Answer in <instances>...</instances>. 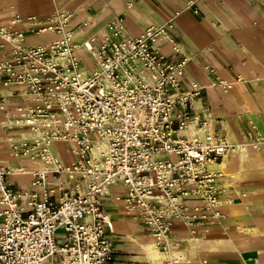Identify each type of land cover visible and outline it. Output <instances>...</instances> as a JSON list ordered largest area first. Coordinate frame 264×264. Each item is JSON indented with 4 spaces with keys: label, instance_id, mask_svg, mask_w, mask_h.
Returning <instances> with one entry per match:
<instances>
[{
    "label": "built area",
    "instance_id": "built-area-1",
    "mask_svg": "<svg viewBox=\"0 0 264 264\" xmlns=\"http://www.w3.org/2000/svg\"><path fill=\"white\" fill-rule=\"evenodd\" d=\"M72 17L59 9L35 25V34L59 36L39 45L0 26L1 47L11 45L0 85L17 88L9 94L21 99L10 108L9 95H0V110L7 127L33 135L15 151L44 163L28 189L14 188L0 165V264H115L114 222L101 203L115 184L125 187L117 197L124 213L147 227L162 252L178 247L177 222L195 233L224 216L219 173L210 167L239 146L219 133L207 106L196 111L203 88L183 87L188 59L160 53L159 39H171L167 26L130 36L121 19L113 21L103 43H83L95 59L87 73L68 29ZM215 85L231 87L220 78ZM57 143L70 160L52 154ZM186 198L212 213L190 212Z\"/></svg>",
    "mask_w": 264,
    "mask_h": 264
},
{
    "label": "crops",
    "instance_id": "crops-1",
    "mask_svg": "<svg viewBox=\"0 0 264 264\" xmlns=\"http://www.w3.org/2000/svg\"><path fill=\"white\" fill-rule=\"evenodd\" d=\"M59 9L73 14L68 29L87 73L93 71L95 59L83 43L92 37L96 45L103 43L113 21L121 19L130 36H139L150 26L166 25L171 39H159L160 53L172 56L179 51L178 57L188 59L183 87L188 90L196 82L203 88L196 111L207 106L219 133L239 146L233 155L210 167L219 173L223 218L195 233L177 222L174 236L179 245L174 250L179 251L178 258L171 253L161 256L147 227L124 213L117 197L125 187L113 188L101 200L115 227L113 262L264 264V0H0V26L24 31L25 45L48 43L59 36L32 30ZM2 44L0 38V60L11 49L10 44ZM80 51L91 56V68ZM217 78L231 87L215 85ZM12 90L17 88L0 85V95H9L10 108L21 103L20 97L9 94ZM6 119L0 110V165L11 172L7 181L14 188L28 189L31 172L44 163L16 153L14 143L31 138L18 128L7 127ZM59 144L51 147L53 155L70 160L68 147L61 144L63 155ZM184 204L190 212L200 208L202 214L212 213L198 198H186Z\"/></svg>",
    "mask_w": 264,
    "mask_h": 264
},
{
    "label": "rangeland",
    "instance_id": "rangeland-1",
    "mask_svg": "<svg viewBox=\"0 0 264 264\" xmlns=\"http://www.w3.org/2000/svg\"><path fill=\"white\" fill-rule=\"evenodd\" d=\"M80 57L84 60V62L87 64L88 67L91 68L93 66L92 58H91V56L88 53H86L85 51H80ZM59 148L61 149L62 154L64 155L63 146L61 144H59ZM18 169H20V168H18ZM161 253H164L165 255H168V254H166V252H161Z\"/></svg>",
    "mask_w": 264,
    "mask_h": 264
},
{
    "label": "bare ground",
    "instance_id": "bare-ground-1",
    "mask_svg": "<svg viewBox=\"0 0 264 264\" xmlns=\"http://www.w3.org/2000/svg\"><path fill=\"white\" fill-rule=\"evenodd\" d=\"M2 122V121H1ZM24 136H26V137H28V136H30V138L33 136V135H31V134H28V133H26V132H23L22 133ZM51 152H52V154H53V151L51 150ZM17 153V152H16ZM31 158V157H30ZM31 159H33V158H31ZM67 160V159H66ZM35 162V161H34ZM40 167V166H39ZM37 168V167H36ZM18 169V168H17ZM18 170H21V168L20 169H18ZM118 186H121L120 184H115V185H113L110 189H109V191H111L113 188H119ZM172 254V255H174V258H178V256H179V251L177 252L176 250H173V251H170V252H167L166 254ZM161 254V256H166L164 253H160ZM169 258V257H168Z\"/></svg>",
    "mask_w": 264,
    "mask_h": 264
}]
</instances>
